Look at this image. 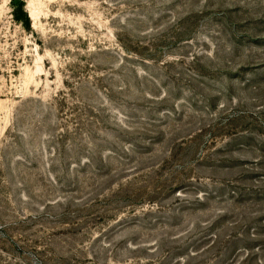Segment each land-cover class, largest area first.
<instances>
[{
    "label": "rangeland",
    "instance_id": "obj_1",
    "mask_svg": "<svg viewBox=\"0 0 264 264\" xmlns=\"http://www.w3.org/2000/svg\"><path fill=\"white\" fill-rule=\"evenodd\" d=\"M0 264H264V0H0Z\"/></svg>",
    "mask_w": 264,
    "mask_h": 264
},
{
    "label": "trees",
    "instance_id": "obj_2",
    "mask_svg": "<svg viewBox=\"0 0 264 264\" xmlns=\"http://www.w3.org/2000/svg\"><path fill=\"white\" fill-rule=\"evenodd\" d=\"M20 7H21V8H20V13H21V14H24V15H23V16H24V19H22V17L19 16V13H15L16 20H17V21H22V22H24V25H25L26 29H29V28H30V21H29L27 15L23 12V5H22V3L20 4ZM21 16H22V15H21Z\"/></svg>",
    "mask_w": 264,
    "mask_h": 264
}]
</instances>
